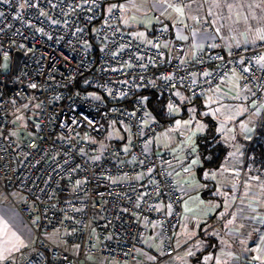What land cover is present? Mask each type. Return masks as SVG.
<instances>
[{"label": "built area", "instance_id": "1", "mask_svg": "<svg viewBox=\"0 0 264 264\" xmlns=\"http://www.w3.org/2000/svg\"><path fill=\"white\" fill-rule=\"evenodd\" d=\"M115 1L0 0V184L20 196L12 201L34 237L20 264H85L88 257L133 264L151 226L163 258L175 254L183 196L169 171L173 155L151 149L172 125L153 118L138 92L157 89L176 109V90L198 99L235 75L264 114V43L227 47L215 38L186 60L181 42L164 52L163 24L147 43L122 32L121 10L108 8ZM15 52L22 59L13 75ZM34 101L33 134L23 142L7 136L10 119ZM111 128L129 143L116 145ZM237 264L260 263L240 257Z\"/></svg>", "mask_w": 264, "mask_h": 264}, {"label": "crops", "instance_id": "2", "mask_svg": "<svg viewBox=\"0 0 264 264\" xmlns=\"http://www.w3.org/2000/svg\"><path fill=\"white\" fill-rule=\"evenodd\" d=\"M162 2V0H117L109 5L108 8L116 7L121 10L122 15L118 22L119 29L122 32L131 34L135 40L142 43L149 41L154 27L161 20L160 24H163L168 29V36L163 44L164 52L166 54L169 52L173 42H181L184 46V57L186 60L193 59L206 43H211L215 40L214 35L205 33V30H203L202 18L206 12L203 9L205 7L197 3L199 2L198 0H189L182 5H177L182 7L185 13L182 12L175 15L170 14L168 7L163 5ZM239 2L251 3L249 6L240 7V11L247 13L244 14L246 17L264 19L263 6L257 3L259 0H239ZM150 13L154 15V20L151 21L149 27L145 30L136 31L131 19ZM258 26L259 29L263 27L260 24ZM249 27L253 28V24H250ZM259 34V37L252 36L236 40L234 43L220 40L227 47H253L257 43H264V31L260 29ZM229 79L230 77L218 90L206 95H215L218 99L225 102L230 101V97H237L236 93H231L228 88L224 87ZM203 98L204 96L196 101ZM237 98L239 104L244 105L247 103L250 109V118H247L245 113H241L240 117L236 118L237 124L242 122L243 129H241V133L248 138L250 124L257 120V115H260V111L251 102L248 90L247 94L239 95ZM223 132L225 133V131ZM226 135L224 137L228 140H223L222 135H218V137L219 141L226 147L227 154L229 147L225 143H229L231 138L229 139ZM253 136L254 134L249 139ZM242 142L246 144L248 141L244 139ZM151 149L156 153L157 146L154 141L151 144ZM188 153L182 155L187 160L191 157ZM173 157L174 162L170 166L169 171L177 182L182 196L185 197L188 190L185 179L191 173L193 166L188 164L185 159L181 161L179 159L180 155L177 153H174ZM201 161L202 166L200 168L204 169L202 155ZM200 168L195 172L196 174H199ZM260 171L255 172V175L251 176L253 179H259L260 182H256L252 192L247 197L241 196L237 203L235 202L236 199H231L232 197L225 198L224 194L230 193L229 188L222 187L218 190L215 187L213 191L222 195L217 198V205L219 206L217 211H213L216 208L213 206L210 210V214L214 212L213 215L193 217L191 220L194 224L193 230H196L197 220L207 225L199 227L197 233L190 239L183 240L180 237L174 239L173 244L176 252L173 256L163 258L160 252L159 234L155 227H148L142 244L136 252L133 264H237L240 257L247 262L257 261L260 264H264V175ZM196 189L198 190L200 187L196 186ZM201 190L199 191L201 198H207L206 193ZM19 198L20 196L17 194H3L0 191V264H20L32 254L34 243L32 230L23 221L12 201V199L17 201ZM217 222H220L219 229H213V225ZM56 244L68 252L76 253L77 251L76 247L63 242V240L56 241ZM85 264L117 263L88 257Z\"/></svg>", "mask_w": 264, "mask_h": 264}, {"label": "rangeland", "instance_id": "3", "mask_svg": "<svg viewBox=\"0 0 264 264\" xmlns=\"http://www.w3.org/2000/svg\"><path fill=\"white\" fill-rule=\"evenodd\" d=\"M162 1L163 5L168 7V11L172 15L180 14L184 10L182 7L172 4L169 0ZM198 1L199 5L205 7L203 9L206 12L202 18V25H209L215 32V38L234 43L236 40L252 36L259 37L260 29L264 31V19L248 18L244 15L247 13L240 11V7L244 5L249 6L251 3H241L239 0ZM257 3L262 5L264 9V0H259ZM153 17L154 15L150 13L140 15L139 18H132L131 21L136 31L145 30L149 27L151 21L154 20ZM160 21L157 24H160ZM250 24H253V28L249 27ZM258 24L263 25V27L259 29ZM204 32L210 34L207 30ZM4 66L5 69H8V61H4ZM224 87L238 96L247 94V90L239 85V81L235 75L230 76L228 83ZM174 96L177 99L178 107L168 110L170 116L173 117L170 122L172 127H165L160 130L153 141L157 146L156 153L167 152L172 155L177 153L180 155L179 159L181 161L185 159L182 156L183 154L189 152L188 154L191 156L189 160L185 159L193 168L185 179L188 190L181 203L182 217L178 229L173 234V240L177 237L187 240L197 233L199 227L207 225L197 220L196 230H193L194 224L191 221L193 217H207L217 211V207H219L217 205V198H220L222 195L213 191L215 187L218 190L222 187L229 188L230 193H225V198L232 197L231 199H236L235 202L237 203L241 196L247 197L252 192L256 182H260L259 179H253L251 176H254L255 172L263 170L260 169L262 162H260V158L256 155L255 151L251 150L247 153V150L249 143L253 139V137L251 139L249 137L253 134L255 135L262 118L257 115V120L250 124V131L248 132V138H246L245 134L241 133V129H243L242 122L237 124L236 118L240 117L241 113H245L246 117L250 118V109L247 103L244 105L238 103V96L234 98L230 97L229 99L231 100L228 102L218 99L215 95H205L203 99L193 101L182 95L178 90L174 92ZM31 105L35 107H31ZM31 105L22 107L8 122L7 135L18 142L26 141L33 134L32 129L36 120L35 108L37 109V103L34 101ZM210 130H214L218 135H222L223 140H228L224 137L225 134H227L226 137L231 138L229 143H225L229 147L228 153L217 169L200 168L202 161L198 140L203 144L202 147L204 148H210L220 142L217 137L214 138V142L212 141V138L215 136L209 132ZM111 134L115 141L124 142L125 144L129 143L127 134L123 133L120 129L111 128ZM202 138L205 139L203 140ZM244 139L248 141L246 144L242 142ZM107 141L108 137L105 135L101 143L106 144ZM208 144L209 146H207ZM198 168H200V172L196 174L195 172ZM260 172L264 175V171ZM196 186H199L200 189L197 190ZM233 189L235 190L234 192ZM200 190L206 193L207 198H201ZM0 191L3 194L5 193L1 184ZM213 206L216 208L210 214Z\"/></svg>", "mask_w": 264, "mask_h": 264}, {"label": "trees", "instance_id": "4", "mask_svg": "<svg viewBox=\"0 0 264 264\" xmlns=\"http://www.w3.org/2000/svg\"><path fill=\"white\" fill-rule=\"evenodd\" d=\"M135 96L140 97L145 100L147 108H148V113L153 118L162 120L165 123H170L172 121L173 117L170 116L168 112L169 107L167 105L166 98L157 89L143 90L141 92H138ZM196 100L197 99H194L193 101H196ZM31 107H35V106L31 105ZM35 111H36V108H35ZM34 126H33L32 131H34ZM7 130H8V125H7ZM7 130H6V135H7ZM209 132H211L215 136L212 138V141L216 137L219 140V137L215 133L214 130H210ZM205 138H202V139L204 140ZM114 143L119 146H122L124 144V142H118V141H115ZM198 144H200V150H201L200 153L203 159V167L205 169L217 168L220 165L221 161L223 160L224 156L226 155V152H227L226 147L221 142L213 145L210 148L202 147L203 144L200 143L199 140H198ZM207 146H209V144ZM251 150L255 151L256 155H258V157L260 158V162H262L260 165V169L264 170V115L255 132V135L253 136L252 141L249 144L247 153H249Z\"/></svg>", "mask_w": 264, "mask_h": 264}, {"label": "water", "instance_id": "5", "mask_svg": "<svg viewBox=\"0 0 264 264\" xmlns=\"http://www.w3.org/2000/svg\"><path fill=\"white\" fill-rule=\"evenodd\" d=\"M22 59V53L15 52L13 56V64H12V74L16 75L19 67V63Z\"/></svg>", "mask_w": 264, "mask_h": 264}]
</instances>
